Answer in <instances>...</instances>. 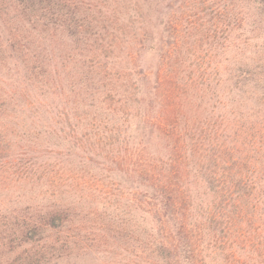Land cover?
Listing matches in <instances>:
<instances>
[{"label":"trees","instance_id":"1","mask_svg":"<svg viewBox=\"0 0 264 264\" xmlns=\"http://www.w3.org/2000/svg\"><path fill=\"white\" fill-rule=\"evenodd\" d=\"M244 1L0 0V264H264Z\"/></svg>","mask_w":264,"mask_h":264},{"label":"rangeland","instance_id":"2","mask_svg":"<svg viewBox=\"0 0 264 264\" xmlns=\"http://www.w3.org/2000/svg\"><path fill=\"white\" fill-rule=\"evenodd\" d=\"M240 8L242 9L244 15H246L247 13L249 14V20L246 24H244V27H243L244 30H242V31L245 33V35H249V36L256 35L255 32H250V30L252 29V26H251L252 19L253 18H259V16H258L259 9H258L256 3H254V0H245L240 5ZM211 17H212V14H209L206 17H204V22H207ZM244 22H245V20H244ZM262 40H263L262 37H256L255 36L252 38L251 43L252 44L257 43L258 45H261ZM211 42H212V38H209V39L203 38L202 40L198 41L197 43L199 45H201L202 47H206V46L210 45ZM249 55H251V54L248 51L245 55H242V56H241V54L236 55L235 58H246ZM187 57H189V56H187ZM231 57H233V54H227V55L221 56V58H223V59H225V58L230 59Z\"/></svg>","mask_w":264,"mask_h":264}]
</instances>
